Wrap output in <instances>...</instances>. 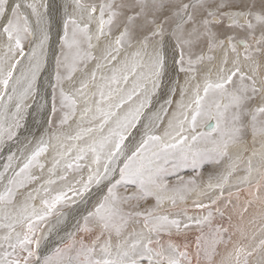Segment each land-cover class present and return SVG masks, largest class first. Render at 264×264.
<instances>
[{
  "label": "rangeland",
  "instance_id": "rangeland-1",
  "mask_svg": "<svg viewBox=\"0 0 264 264\" xmlns=\"http://www.w3.org/2000/svg\"><path fill=\"white\" fill-rule=\"evenodd\" d=\"M0 65V264H264V0H0Z\"/></svg>",
  "mask_w": 264,
  "mask_h": 264
},
{
  "label": "bare ground",
  "instance_id": "bare-ground-1",
  "mask_svg": "<svg viewBox=\"0 0 264 264\" xmlns=\"http://www.w3.org/2000/svg\"><path fill=\"white\" fill-rule=\"evenodd\" d=\"M9 7V6H8ZM71 7H72V9L74 10V11H76L77 10V8L74 6V5H71ZM10 9V8H9ZM82 12V16H83V19H79V21L82 23V24H84V25H87L88 27H89V30H90V37H91V39L93 40V41H95L96 39H97V32L99 31V26H98V21H95V20H93V18L92 17H90L89 16V14H87L85 11H81ZM240 15V14H239ZM70 17H72V19H73V15L72 16H70ZM243 21V20H242ZM131 24V23H130ZM132 25V24H131ZM246 26V25H245ZM222 27V26H221ZM37 29V28H36ZM35 29V30H36ZM34 30V29H33ZM242 30V29H241ZM36 32H37V30H36ZM39 36H40V34H39ZM41 37H43V35H41ZM125 37V36H124ZM34 38V37H33ZM37 38V37H36ZM180 38V37H179ZM193 38V37H192ZM111 45V44H110ZM106 49H107V46H106V44H104V45H102L100 48H99V55H103L104 56V54H105V52H106ZM111 49V48H110ZM92 52V51H91ZM112 53H114L113 51H112ZM130 53V52H129ZM133 54V53H132ZM154 54L155 55H158V51H157V48H155V52H154ZM2 55V54H1ZM67 55V54H66ZM131 55V54H130ZM132 56V55H131ZM63 57V56H62ZM133 57H134V55H133ZM143 57V56H142ZM142 57H140L139 58V61H141V59H142ZM64 58H65V56H64ZM62 59V58H61ZM174 60V59H173ZM63 65H64V62L62 63V62H60V68L61 69H63ZM1 66H3V65H0V67ZM93 68V67H92ZM91 69V68H90ZM159 69V68H158ZM92 70V69H91ZM159 74L161 73V70L159 69L158 71H157ZM149 73V72H148ZM149 78L150 79H153L151 76H149ZM33 79V78H32ZM193 79V78H192ZM192 79H190V80H192ZM196 79V78H195ZM218 80V79H217ZM252 80H254V79H252ZM210 81H213V80H210ZM49 82V81H48ZM32 83V82H31ZM168 83V82H167ZM254 83H255V81H254ZM187 85H189L190 86V84L189 83H186ZM25 85H27V84H25ZM168 85V84H167ZM192 85V84H191ZM232 85V84H231ZM24 86V85H23ZM52 86V85H51ZM189 86H187V87H189ZM256 86H257V84H256ZM258 87H259V85H258ZM73 88V87H72ZM55 89V88H54ZM165 89V88H164ZM168 89V88H167ZM73 90V89H72ZM157 94V93H156ZM213 99H215V98H213ZM166 113H168L167 114V120H164V122H163V129H162V131H164L165 133H164V135H163V138L167 135V133H169L170 131H172L171 132V134L174 132V131H176L179 127L178 126H176L175 124H174V122L175 121H179V120H176L179 116L177 115V111L173 108V109H169V110H167V111H165ZM165 113V114H166ZM202 118V116L199 118V119H201ZM170 134V135H171ZM169 135V136H170ZM176 139V138H175ZM169 140V139H168ZM164 141H166V140H164ZM170 141V140H169ZM166 143V142H165ZM264 145V144H263ZM244 147V146H243ZM128 148V147H127ZM262 152V151H261ZM248 158V157H247ZM258 168V167H257ZM256 174V173H255ZM254 174V175H255ZM264 176H262L261 178H263ZM255 179H257V178H255ZM259 184V183H258ZM230 200V199H229ZM225 206V205H224ZM191 212V211H190ZM76 221V220H75ZM73 222V221H72ZM63 228V227H62ZM99 228H100V226H99ZM80 232V231H79ZM197 233V232H196ZM86 234V233H85ZM193 234V233H192ZM74 235V234H73ZM97 235V234H96ZM188 238H193V236H191V235H188V234H185ZM199 235V234H198ZM88 236V235H87ZM186 236H180L179 238H174V239H172L171 241H173V240H179V241H181L182 242V245H183V247L184 248H186V245H184L185 244V240L186 239H188ZM63 237V236H62ZM98 237V236H97ZM178 237V236H177ZM195 237H197V236H195ZM85 238V237H84ZM196 239V238H195ZM82 241V240H81ZM95 241V240H94ZM78 242V241H77ZM189 242V241H188ZM56 243V242H55ZM88 244V243H87ZM190 245V244H189ZM192 246H193V244H191ZM191 246V247H192ZM193 247H195V246H193ZM190 249V248H189ZM48 250V249H47ZM191 250V249H190ZM120 252V251H119ZM212 260V259H211ZM213 261V260H212Z\"/></svg>",
  "mask_w": 264,
  "mask_h": 264
},
{
  "label": "water",
  "instance_id": "water-1",
  "mask_svg": "<svg viewBox=\"0 0 264 264\" xmlns=\"http://www.w3.org/2000/svg\"><path fill=\"white\" fill-rule=\"evenodd\" d=\"M212 128V124H208L207 126H206V130H210Z\"/></svg>",
  "mask_w": 264,
  "mask_h": 264
}]
</instances>
